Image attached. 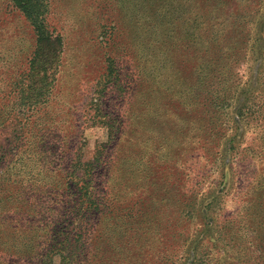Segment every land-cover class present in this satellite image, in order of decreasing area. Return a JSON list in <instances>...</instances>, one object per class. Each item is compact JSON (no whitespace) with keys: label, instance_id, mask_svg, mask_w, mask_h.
<instances>
[{"label":"rangeland","instance_id":"374dc122","mask_svg":"<svg viewBox=\"0 0 264 264\" xmlns=\"http://www.w3.org/2000/svg\"><path fill=\"white\" fill-rule=\"evenodd\" d=\"M38 3L43 65L0 0V180L37 211L3 223L0 264H264V0ZM75 200L99 207L81 232Z\"/></svg>","mask_w":264,"mask_h":264},{"label":"trees","instance_id":"16d2710c","mask_svg":"<svg viewBox=\"0 0 264 264\" xmlns=\"http://www.w3.org/2000/svg\"><path fill=\"white\" fill-rule=\"evenodd\" d=\"M12 3L22 12V14L26 17V19L30 22L32 25L33 31L35 33V52H34V59L41 63L42 65L45 64L50 58H52V55L47 54V49L50 47L54 48L55 54H56V49L54 47V41L51 39L50 35L48 34L46 27L43 23V20H41V15H42V9L43 7L41 6V3H38V0H11ZM56 43L59 44L58 40H56ZM54 55V53H53ZM34 65V71L36 70L35 67V62L32 63ZM43 66H40V69H42ZM37 73L39 71H36ZM10 181V182H9ZM7 182L11 184V186H8L9 191H14L15 188V193L13 195L17 196V193L19 191V196H20V188L18 187L20 185V182L18 180H10L7 178ZM9 184V185H10ZM6 185V181H1L0 180V199L5 200L7 199V203L4 207L5 210H8L11 212L10 217L6 214H0V228H3V223L7 227H11L13 225L12 223V218L15 219V224H18V221L22 223L23 217L25 214L28 216H33L34 214L37 213V211L32 210L31 213V208L26 205H21L22 200H18L17 197L13 196L12 194H8V190H4V187ZM14 188H13V187ZM76 188H78L79 192H83L82 195L80 196V199H86L87 198V193L84 185H78ZM81 194V193H80ZM90 204H83L79 200L77 202L76 200L72 203V208L69 206L71 210V214H76L79 216V225L77 228H79V231L81 232L83 229L82 225L89 220L90 217L93 215H96L97 210H99V207L95 205L94 202H89ZM65 216V215H64ZM58 223V222H56ZM64 224L65 222H61ZM68 225H72L73 222H68ZM62 224H55L52 228L49 227L48 230L46 231L45 234V242H48V245H51V249H56V246H58V252L55 251V253L58 254L60 257L61 261H64V253L67 251V246L71 245L69 243V239L67 236V226H62ZM21 229H22V224H21ZM79 232V233H80ZM81 236H77V239ZM253 242L258 246L256 250L259 252L262 250L263 256H264V232L263 234H254L252 236ZM79 240L75 241V245L79 244ZM52 252V251H51ZM50 253V252H48ZM45 253L43 256H41L37 264H50V260H47V256ZM54 253V252H52ZM43 258V259H42ZM264 258V257H263Z\"/></svg>","mask_w":264,"mask_h":264}]
</instances>
